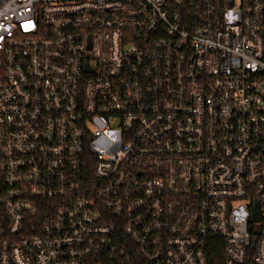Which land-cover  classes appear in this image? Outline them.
Here are the masks:
<instances>
[{
    "label": "built area",
    "instance_id": "2783aa9c",
    "mask_svg": "<svg viewBox=\"0 0 264 264\" xmlns=\"http://www.w3.org/2000/svg\"><path fill=\"white\" fill-rule=\"evenodd\" d=\"M213 249L264 264V0H0V264Z\"/></svg>",
    "mask_w": 264,
    "mask_h": 264
},
{
    "label": "trees",
    "instance_id": "16d2710c",
    "mask_svg": "<svg viewBox=\"0 0 264 264\" xmlns=\"http://www.w3.org/2000/svg\"><path fill=\"white\" fill-rule=\"evenodd\" d=\"M210 254L215 264H223V258H224L223 250L213 249L210 251Z\"/></svg>",
    "mask_w": 264,
    "mask_h": 264
},
{
    "label": "water",
    "instance_id": "95a60500",
    "mask_svg": "<svg viewBox=\"0 0 264 264\" xmlns=\"http://www.w3.org/2000/svg\"><path fill=\"white\" fill-rule=\"evenodd\" d=\"M259 220H260V209H259V206L256 204V206L254 208L252 221L257 222Z\"/></svg>",
    "mask_w": 264,
    "mask_h": 264
}]
</instances>
